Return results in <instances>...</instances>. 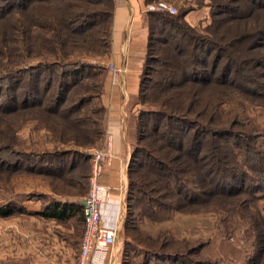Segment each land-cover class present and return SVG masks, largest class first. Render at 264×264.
Wrapping results in <instances>:
<instances>
[{"label":"trees","instance_id":"obj_1","mask_svg":"<svg viewBox=\"0 0 264 264\" xmlns=\"http://www.w3.org/2000/svg\"><path fill=\"white\" fill-rule=\"evenodd\" d=\"M179 1L176 14L147 13L148 64L139 85L145 108L138 113L137 145L128 169V218L132 223L138 217L135 199L147 202L144 214L151 219L158 213L148 203L171 212L204 203L222 208L245 194L254 210L256 240L246 264H264V208L259 212L249 204L264 183V151L254 148L258 136L238 114H223L227 106L240 112L264 109V0H208L212 20L204 29L188 24L191 6ZM114 11V0H0V116L30 111L58 118L82 149L102 147L106 67L85 59L110 52ZM87 82L88 90H97L99 108L81 112L89 100H73L72 94ZM81 157L83 173L67 181L74 167L56 176L71 184L88 180L91 156ZM43 210L42 216L59 220L77 216L83 229L79 201L52 199ZM18 212L11 203L0 206V217ZM158 255L188 264L184 254Z\"/></svg>","mask_w":264,"mask_h":264},{"label":"rangeland","instance_id":"obj_2","mask_svg":"<svg viewBox=\"0 0 264 264\" xmlns=\"http://www.w3.org/2000/svg\"><path fill=\"white\" fill-rule=\"evenodd\" d=\"M161 1L171 4L178 12L179 0ZM186 2L191 6V11L188 13L192 12V17H195L193 26L206 28L212 20L208 0H186ZM16 16L18 17L17 13L13 15L12 23ZM157 27L158 25L154 26L153 32L157 31ZM110 52L104 58H86L85 61L105 66V81L110 78L114 82L113 74L108 69L109 65L115 66L110 60ZM147 64L146 60L144 66ZM85 85L88 86L89 83H84L82 86ZM86 86L77 88L72 94L73 100L78 96L88 98L89 101L83 105L81 112L99 108V100L96 98L97 90H88ZM3 100L0 99V104ZM143 108L145 106H142L140 102L138 113ZM223 111L225 118L232 116V112L238 114L250 134L258 136L255 146L252 143L254 148H261L264 151V109L255 108L240 112L235 109L231 111L227 106L223 107ZM72 134L74 133L71 131H63L61 120L58 118H40L34 112L29 111L23 116L15 114L7 117L0 116V206L11 203L21 211L8 217H0V242L15 240L22 244L23 250L25 249L23 243L29 242L26 246L30 251V246L33 244L25 229L30 225L31 220L34 226L41 222V217L33 216L32 218L35 214L26 210V204L28 206L30 201L42 208L47 201L56 198H82L83 200L88 191V180H80V182L74 180L73 187V183L67 181L77 173L81 174L83 167L78 169V166L86 165L85 162H81V156L99 147L82 149L74 142L75 137ZM74 165L76 169L67 175L66 171L74 168ZM57 172L67 175L65 176L67 181L58 178ZM88 173L90 174V165ZM83 185L85 188L79 189ZM255 196L257 198L254 199V203L249 204H255L259 211L264 208V183L261 184L260 191L256 192ZM248 198L250 196L242 194L236 201L227 203L222 208L216 207L213 203H204L195 205L190 210L173 212L161 211L159 209H163L162 207L155 203H148L158 213L154 216L155 218L151 219L144 214V210L148 207L147 202H138L135 199L132 209L138 217L137 222L132 225H137L128 232L124 229L122 236L131 235L144 248L127 249V259H123L125 263L122 264L146 263L151 255L145 256L144 251L153 254H184L188 264H246L247 256L254 254L256 249V240L251 228V217H253L254 210L250 205L248 206V200H246ZM243 206L247 207L248 212L241 209ZM179 214L192 217L191 240L176 238L171 232H161L153 237L141 229L144 222L158 225L161 222L173 221L174 216ZM126 215L124 221L131 224L130 218ZM262 216L264 218V213ZM164 217L167 219L161 220ZM1 251L0 246V254ZM4 261L6 264H9V261L12 262L9 257L8 259L5 257Z\"/></svg>","mask_w":264,"mask_h":264},{"label":"crops","instance_id":"obj_3","mask_svg":"<svg viewBox=\"0 0 264 264\" xmlns=\"http://www.w3.org/2000/svg\"><path fill=\"white\" fill-rule=\"evenodd\" d=\"M114 3L110 60L120 73L115 82L107 78L101 96L106 109L105 134H109L112 141V158L104 168L100 183L110 188L109 204L103 210L106 221L113 223L115 216L120 219L119 243L122 251L119 258H122L126 246L132 250L144 248L131 235L123 237L122 231L127 229L128 232L137 225H132L137 222V218L131 221V224H126L124 217L129 214L130 209L128 169L137 143L140 75L147 54L149 27L148 12L145 11L146 0H114ZM185 18L188 24L195 25L192 12ZM56 199L79 201L81 206L83 201L82 198ZM43 207L35 206L33 201H30L28 206L26 204V210L35 214L32 218L41 217L38 225L34 226L31 220L25 229L33 244L30 251L26 246L29 242L23 243L24 250L22 244L15 240L0 242V264H6L5 257L12 261H9V264H76L83 233L81 221L77 216L66 220L42 216ZM115 212L117 215H114ZM141 229L153 237L161 232H171L176 238L191 240L192 217L179 214L174 216L173 221L161 222L158 225L144 222ZM119 261L118 264H122L121 259ZM144 264L181 263L156 254L149 257Z\"/></svg>","mask_w":264,"mask_h":264},{"label":"built area","instance_id":"obj_4","mask_svg":"<svg viewBox=\"0 0 264 264\" xmlns=\"http://www.w3.org/2000/svg\"><path fill=\"white\" fill-rule=\"evenodd\" d=\"M146 12L176 14L177 9L171 4L158 0L145 5ZM114 82L119 79L120 71L109 65ZM88 191L82 201L83 234L79 245L76 264H118L122 247L119 243L120 219L115 216L113 223H108L103 210L109 204L110 188L100 183L104 168L111 162L112 141L105 135L100 148L91 149ZM114 215H117L115 212Z\"/></svg>","mask_w":264,"mask_h":264}]
</instances>
